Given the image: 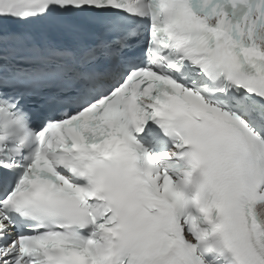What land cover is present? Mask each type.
Returning a JSON list of instances; mask_svg holds the SVG:
<instances>
[{
  "label": "snow or ice",
  "instance_id": "obj_1",
  "mask_svg": "<svg viewBox=\"0 0 264 264\" xmlns=\"http://www.w3.org/2000/svg\"><path fill=\"white\" fill-rule=\"evenodd\" d=\"M0 264H264V0H0Z\"/></svg>",
  "mask_w": 264,
  "mask_h": 264
}]
</instances>
